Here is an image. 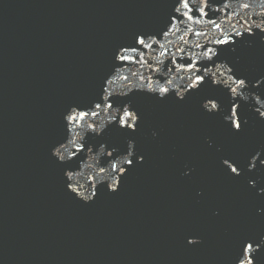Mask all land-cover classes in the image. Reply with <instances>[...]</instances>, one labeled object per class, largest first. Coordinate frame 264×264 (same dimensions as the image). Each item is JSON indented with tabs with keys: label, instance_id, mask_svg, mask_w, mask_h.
<instances>
[{
	"label": "water",
	"instance_id": "95a60500",
	"mask_svg": "<svg viewBox=\"0 0 264 264\" xmlns=\"http://www.w3.org/2000/svg\"><path fill=\"white\" fill-rule=\"evenodd\" d=\"M187 3L0 0V264H237L264 239V0Z\"/></svg>",
	"mask_w": 264,
	"mask_h": 264
},
{
	"label": "snow or ice",
	"instance_id": "6c2138e0",
	"mask_svg": "<svg viewBox=\"0 0 264 264\" xmlns=\"http://www.w3.org/2000/svg\"><path fill=\"white\" fill-rule=\"evenodd\" d=\"M181 2L183 3V6L185 8L188 7L187 0H181ZM139 37L137 39H139ZM139 43L144 44V40L139 39ZM244 82H245V80L243 78L239 80V83L241 85L244 84ZM161 91H166V90H161ZM215 107H216V105H214V104L211 105V108H215ZM209 111H210V109H209ZM230 112H231V110H230ZM128 115H129V117H133L134 113H128ZM68 119L75 120V116L70 115L68 117ZM228 121H229L228 125L230 126V128L234 134L243 133L244 127L242 124L241 117L234 116V115L230 114L228 116ZM122 129L131 130L132 133H135L138 131V122L135 119H130L127 122L126 126L123 127ZM128 151H129V147H128ZM57 157H58V153H57ZM62 159H63V157H59V160H62ZM142 161H143V158L141 157V162ZM126 163L129 166H133V159H126ZM224 164L227 165L226 168L230 169L231 173L235 174L236 176L240 175V172H238V167L237 166L233 167L234 163L233 162L229 163V159H224ZM120 182H121V180L117 181L116 185L112 187L113 192H115L117 190V188L120 185ZM72 192H75V189H73ZM76 195H81V194L77 193ZM93 195L95 196L96 193L92 194V196ZM84 199H88V197H85ZM260 251H264V239H260L259 241H257L255 238L242 240L240 243V252H239V255L237 257V264H254L253 258Z\"/></svg>",
	"mask_w": 264,
	"mask_h": 264
},
{
	"label": "clouds",
	"instance_id": "9594fccd",
	"mask_svg": "<svg viewBox=\"0 0 264 264\" xmlns=\"http://www.w3.org/2000/svg\"><path fill=\"white\" fill-rule=\"evenodd\" d=\"M76 108H72L71 110H70V112L67 114V116H66V120H68V117L71 115V113H72V111H74ZM262 115H264V114H262ZM154 135H155V133H154ZM128 147H129V155H131L132 154V152H131V149H132V146L134 145V143H135V141L134 140H128ZM58 148L59 147H56L54 150H53V155L55 156V157H57V152H58ZM223 163H224V161H223ZM65 175L66 176H68V170H66V172H65ZM68 180V179H67ZM69 181V180H68ZM68 187L70 188V190L72 189V184L71 183H69V185H68ZM92 194H94V192L92 193ZM78 197H79V195H77ZM94 196V195H93ZM85 201H87V200H85ZM189 243L191 244V239L189 240Z\"/></svg>",
	"mask_w": 264,
	"mask_h": 264
}]
</instances>
